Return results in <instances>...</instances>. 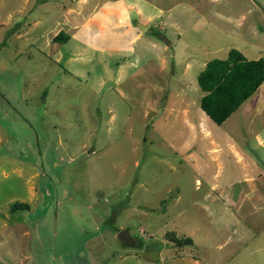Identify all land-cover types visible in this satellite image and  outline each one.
Wrapping results in <instances>:
<instances>
[{"label":"rangeland","instance_id":"374dc122","mask_svg":"<svg viewBox=\"0 0 264 264\" xmlns=\"http://www.w3.org/2000/svg\"><path fill=\"white\" fill-rule=\"evenodd\" d=\"M45 1L0 0V264H264V82L220 125L196 84L230 48L264 60V0H90L140 9L76 32L105 64L39 45L68 2Z\"/></svg>","mask_w":264,"mask_h":264},{"label":"trees","instance_id":"16d2710c","mask_svg":"<svg viewBox=\"0 0 264 264\" xmlns=\"http://www.w3.org/2000/svg\"><path fill=\"white\" fill-rule=\"evenodd\" d=\"M62 36L59 32L52 40L59 41ZM263 80V58L246 59L237 49L230 48L224 59L208 60L196 75V84L202 92L199 108L213 123L220 125ZM23 209H28L26 203L14 202L9 206L10 212ZM181 242L191 245L187 237Z\"/></svg>","mask_w":264,"mask_h":264},{"label":"crops","instance_id":"0c3cea01","mask_svg":"<svg viewBox=\"0 0 264 264\" xmlns=\"http://www.w3.org/2000/svg\"><path fill=\"white\" fill-rule=\"evenodd\" d=\"M46 3H47V1H45V0H35L34 7L38 8L39 13L41 14V11L44 10L42 7ZM50 6H51L52 10L56 8L55 11L59 12L58 15H61L60 16V22H59V24H54L49 29L43 30L40 33V35L37 36V38L35 40L38 41V43H40L39 45L40 46L42 45L41 47H44V49H47L48 47H50L51 52H54V54H55V60L59 61L60 59H63L65 64H66V62L70 63V61L72 60V57H71V54H69V55L67 54L68 53V49L67 48H63V50H62L61 47H67L68 44L73 45V46L74 45H80L81 48L78 50V52H76L77 54H80V55L83 54V53H86V52H88L90 50L91 51H95L96 50L97 52H100L102 54L101 55L102 63H104V64H105V62L108 63L107 57H111L113 55V53L118 52V50H116L115 48H113L111 46H106L104 44H100L99 46H95V45L89 44V43H87V42H85L83 40H79L80 38L77 36L76 32L78 30H80V29L81 30L84 29L86 31L87 30L86 29L87 28L86 24L89 23V22H92L93 24H95L98 29H100V30L103 29V27L105 25L104 24V20L105 19L103 17L101 18L99 16V19L96 18V19H92V20L90 18V16L92 14H94L95 11L98 10L99 15L100 14L103 15V14H107V13H114V14L118 15L120 13H124L125 10L134 8L135 12L137 14H140V9H138L137 7H133L134 5L131 2H124V4H122L120 7H118V6H116V7H106L101 2H95L94 1V3H91L90 0H68V2H66L64 4L63 3H61V4H58V3H53L52 4L51 3ZM82 13H86V14L83 17L79 18V19L75 18L76 15H79V14H82ZM146 22L147 21H145V20L144 21H142V20L141 21H137V23H138L140 28H141V25H143V27L144 26L146 27ZM33 25L36 26V22H34ZM59 32L62 33L63 36L60 37L61 39L59 41H53L52 40L53 37ZM137 38H138V34L135 33L128 40V42L132 43ZM131 43H129V45H131ZM128 50L130 52V51L133 50V48L130 47ZM69 53H71V52L69 51ZM103 53H106V55L104 56ZM240 53L246 59H249V58H247V56H245V54H243L242 52H240ZM63 54H67V55L63 56ZM226 54H227V52H226ZM255 59H257V58H255ZM114 64L118 66V71H117L118 75H117V77H116V79L114 81V82H116L118 80V78L120 79L122 71H121L120 65H118L117 62H114ZM64 70L68 74L72 73V72H70V70L68 68H65ZM107 78L111 79V76L107 75ZM263 82H264V80H263ZM255 91L253 92V94L255 93ZM201 95H202V92H201ZM258 99H259V94H255V96L253 97V100L251 102V105L255 104L256 102H258L257 101ZM198 103H199V101H198ZM205 116L206 115L201 110V112L199 113L200 120L204 121L205 118L207 117V116L206 117ZM263 199H264V193H263Z\"/></svg>","mask_w":264,"mask_h":264},{"label":"water","instance_id":"95a60500","mask_svg":"<svg viewBox=\"0 0 264 264\" xmlns=\"http://www.w3.org/2000/svg\"><path fill=\"white\" fill-rule=\"evenodd\" d=\"M162 41L164 43H166L167 45L169 44V42L167 40H165L164 38H162ZM117 238L126 246L128 247H132L134 245V240L133 238L130 237V235L128 234L127 230L125 229H121L118 233H117Z\"/></svg>","mask_w":264,"mask_h":264}]
</instances>
